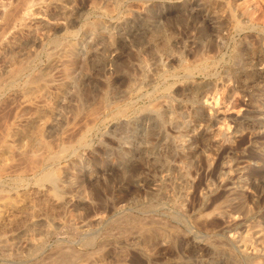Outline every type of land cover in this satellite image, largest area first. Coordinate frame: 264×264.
<instances>
[{
  "label": "rangeland",
  "instance_id": "374dc122",
  "mask_svg": "<svg viewBox=\"0 0 264 264\" xmlns=\"http://www.w3.org/2000/svg\"><path fill=\"white\" fill-rule=\"evenodd\" d=\"M0 264H264V0H0Z\"/></svg>",
  "mask_w": 264,
  "mask_h": 264
},
{
  "label": "bare ground",
  "instance_id": "6f19581e",
  "mask_svg": "<svg viewBox=\"0 0 264 264\" xmlns=\"http://www.w3.org/2000/svg\"><path fill=\"white\" fill-rule=\"evenodd\" d=\"M29 1H30V0H29ZM24 4H26V3H24ZM29 4H30V3H29ZM26 5H27V4H26ZM16 12H17V11H16ZM17 18H18V17H17ZM51 43H52V42H51ZM51 43H50V44H51ZM62 43H63V42H62ZM50 44H49V45H50ZM52 47H53V46H52ZM52 47H51V48H52ZM49 51H50V50H49ZM49 51H48V52H49ZM53 54H54V53H53ZM58 54H59V53H58ZM238 59H239V58H238ZM55 61H56V60H55ZM15 62H16V61H15ZM18 65H19V64H18ZM187 70H188V69H187ZM207 70H208V69H207ZM193 71H194V70H193ZM41 76H42V75H41ZM45 77H46V76H45ZM186 77H188V76H186ZM27 79H28V78H27ZM35 82H36V81H35ZM44 83H45V82H44ZM40 84H41V83H40ZM35 85H36V84H35ZM35 85H34V86H35ZM40 86H41V85H40ZM32 87H33V86H32ZM36 87H37V86H36ZM38 87H39V86H38ZM38 87L35 88V89L38 90ZM39 88H40V87H39ZM33 89H34V87H33ZM41 90H43V88H42ZM41 90H40V91H41ZM31 91H32V90H31ZM38 91H39V90H38ZM27 92H28V91H27ZM34 92H35V91H34ZM28 93H29V92H28ZM32 93H33V92H32ZM6 145H7V144H6ZM6 145H5V146H6ZM6 147H7V148H5V149H6L7 151H9L10 147H8V145H7ZM62 151H63V150H62ZM62 151H60V152H62ZM66 151H67V150H66ZM65 153H66V152H65ZM59 155H61V154H59ZM59 155H58V156H59ZM53 156H54V155H53ZM55 156H56V155H55ZM54 158H57V157H54ZM50 159H52V158H50ZM52 161H53V160H52ZM51 177H53V176L50 175V177H49V175H48V179H50ZM46 178H47V174H46V177H44V179H46ZM42 182H43V181H42ZM68 256H69V255H68ZM68 256H64V257H63V261H64L65 263H69V262H71V259H72V258H71V257H68Z\"/></svg>",
  "mask_w": 264,
  "mask_h": 264
}]
</instances>
